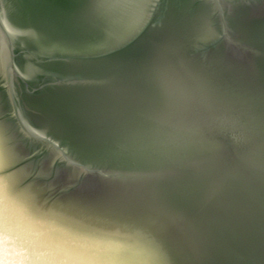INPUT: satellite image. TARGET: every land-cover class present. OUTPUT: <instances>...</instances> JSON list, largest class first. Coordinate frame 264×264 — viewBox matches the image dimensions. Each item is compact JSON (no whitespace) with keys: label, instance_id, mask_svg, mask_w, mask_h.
Returning <instances> with one entry per match:
<instances>
[{"label":"water","instance_id":"1","mask_svg":"<svg viewBox=\"0 0 264 264\" xmlns=\"http://www.w3.org/2000/svg\"><path fill=\"white\" fill-rule=\"evenodd\" d=\"M0 253L264 264V0H0Z\"/></svg>","mask_w":264,"mask_h":264},{"label":"rangeland","instance_id":"2","mask_svg":"<svg viewBox=\"0 0 264 264\" xmlns=\"http://www.w3.org/2000/svg\"><path fill=\"white\" fill-rule=\"evenodd\" d=\"M0 264H17V263L11 262V259H9L5 255H3L2 253H0Z\"/></svg>","mask_w":264,"mask_h":264},{"label":"bare ground","instance_id":"3","mask_svg":"<svg viewBox=\"0 0 264 264\" xmlns=\"http://www.w3.org/2000/svg\"><path fill=\"white\" fill-rule=\"evenodd\" d=\"M11 262L16 263V262H14V261H12V260H11Z\"/></svg>","mask_w":264,"mask_h":264}]
</instances>
